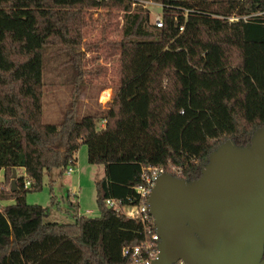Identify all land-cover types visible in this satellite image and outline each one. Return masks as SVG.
Masks as SVG:
<instances>
[{"label":"trees","instance_id":"obj_1","mask_svg":"<svg viewBox=\"0 0 264 264\" xmlns=\"http://www.w3.org/2000/svg\"><path fill=\"white\" fill-rule=\"evenodd\" d=\"M152 1L161 26L138 0H0V183L15 170L14 187L0 189V202H11L0 204V264H129L122 249L145 241L142 224L105 201L137 203L146 167L196 179L217 145L243 146L264 126V0ZM94 29L99 40L89 41ZM92 48L116 56L107 108L79 101L86 72L100 73L83 63ZM55 52L71 69L69 102L47 123L43 64ZM102 121L99 215L45 222L26 193L41 188L44 171L74 165Z\"/></svg>","mask_w":264,"mask_h":264},{"label":"water","instance_id":"obj_2","mask_svg":"<svg viewBox=\"0 0 264 264\" xmlns=\"http://www.w3.org/2000/svg\"><path fill=\"white\" fill-rule=\"evenodd\" d=\"M148 208L152 264H264V126L243 146L217 145L196 179L159 174Z\"/></svg>","mask_w":264,"mask_h":264},{"label":"rangeland","instance_id":"obj_3","mask_svg":"<svg viewBox=\"0 0 264 264\" xmlns=\"http://www.w3.org/2000/svg\"><path fill=\"white\" fill-rule=\"evenodd\" d=\"M143 9H147L150 22L161 16V6L152 0H138ZM95 18V14L92 16ZM116 21V19H115ZM97 29L88 35L89 41L99 40ZM107 50L82 49V58L85 67L91 70L93 64H99V75H89L86 72L85 80H90L85 92L80 96L81 107L107 108L111 102L112 92L116 86V56H106ZM84 54V56H83ZM64 56L55 55L44 59L43 80L44 91L42 98V120L47 123H56L62 118V112L69 102V79L71 69L63 65ZM104 122L97 124L98 134L89 145L81 144L71 167L72 173L66 170L58 174L56 169L44 171L42 186L39 190L29 191L25 195L28 204H37L45 209L44 221L57 223H71L74 216L97 217L99 211L95 197V181L103 177L104 166L101 162L102 144L100 143ZM17 174L20 171L17 170ZM3 172H0V180ZM14 187V178L9 177L0 183V189L8 190ZM11 203L1 201V205Z\"/></svg>","mask_w":264,"mask_h":264},{"label":"built area","instance_id":"obj_4","mask_svg":"<svg viewBox=\"0 0 264 264\" xmlns=\"http://www.w3.org/2000/svg\"><path fill=\"white\" fill-rule=\"evenodd\" d=\"M237 18L234 16L228 17V20L233 21ZM154 24L161 26V18L155 17ZM182 31V27L179 28ZM172 172H177L176 168H171ZM73 168L68 167L66 173H72ZM164 173L162 168L146 167L141 172V181L134 187L138 195V202L132 205H121L119 201L107 199L105 204L109 208L115 209L116 212L123 214L126 217L137 219L141 222L143 231L146 235L145 241L141 245L127 246L122 249V255L129 259V264H152L158 254L159 236L155 231L153 218L148 208V197L151 189L154 186L157 176ZM29 182L25 181L24 186H28ZM175 264H184L178 260Z\"/></svg>","mask_w":264,"mask_h":264}]
</instances>
